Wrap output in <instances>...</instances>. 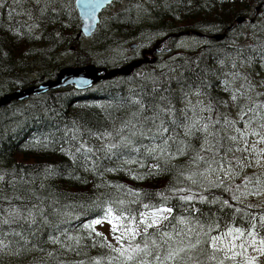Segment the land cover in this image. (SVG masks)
<instances>
[{"label":"trees","instance_id":"obj_1","mask_svg":"<svg viewBox=\"0 0 264 264\" xmlns=\"http://www.w3.org/2000/svg\"><path fill=\"white\" fill-rule=\"evenodd\" d=\"M261 1L263 0H163L161 13L155 16L156 13L151 11L147 17L136 21L121 14L122 9L131 4V0H123L122 5H116V12L110 14L109 24L106 27L101 25L95 36L98 38L96 50L105 52L115 44L137 37L138 33H141V28L148 29V32L152 30L165 32L166 28L159 25L173 29L199 27L210 20L229 23L238 14L248 12L250 2ZM221 2L225 4L223 10L228 11L222 15H226L227 18L218 12V5H213ZM0 4L3 5L0 7V79L7 80L8 87L14 90L32 82L37 83L43 77L53 76L56 73V58L70 51L71 46L76 44L74 36L79 28L80 19L74 0H40L39 4L36 0H0ZM41 9H45L43 14ZM214 9L216 11L213 14ZM55 49H60V55H55ZM188 56L194 55L188 53ZM74 61L76 65H83L85 61L101 64L94 59L92 53L82 49H79ZM180 64L185 65L181 62ZM174 65L177 67L176 70L183 68L178 64ZM174 70L172 65L171 74H164L161 71V76L155 78L151 86L140 80L137 81L138 85L131 87L116 82L99 84L97 89L100 91L99 88L104 86L107 95L96 101L80 100L73 103L75 95L70 98L69 90L64 89L31 97L26 102L7 108L5 114L7 118H4L5 115L0 111V176L4 178L0 180L2 195L0 219L13 208L25 206L31 208L33 204H37L45 209L51 225H59L58 229L49 225L43 226L38 232L39 240L32 238L37 247L30 252L22 251L19 255H13L8 250L0 252V264H79L80 261L91 264V258L106 256L109 250L100 246L101 237L92 235L89 238L88 233L82 230L83 225L90 222L87 221L88 218L93 220L101 214L102 209L96 205L104 200L122 199L125 201L123 207L138 217V213L144 211L142 204H160L163 202L162 195H167L171 198L166 206L174 209L173 217L186 213L194 215V218L198 217L203 223L216 220L220 225L226 222L224 226H227L234 222L237 212L231 209L228 211V207H222L220 203L209 207L197 199L192 207L200 209V212H190L188 204L179 200L177 194L167 191L170 186H189L188 181L179 177V172L188 167L191 151L188 155L178 156L166 166L160 161L162 171L158 175H146L157 161L150 157L145 159L141 155L138 159L144 162V167H140L139 163L125 164L127 153L119 157L106 155L98 151L104 141L89 136V130L92 132L107 130L115 134V130L121 127L122 122L130 119L132 113L139 110V105L134 101L142 100L146 106L164 105L167 101L160 99L164 96L177 109H183L180 100L182 95H179L178 90L180 86L201 87L210 95L214 94L210 91L216 87L215 83L219 78L222 81L220 85L232 86L226 77L225 67L212 68L208 73L200 74L202 69L196 66L190 74L181 73V76L189 77L188 79L174 76ZM30 74L37 76V79L32 80ZM59 92H66L65 97L57 96ZM89 97L92 98V95ZM216 97L219 95L216 94ZM145 114L152 113L147 111ZM215 119L218 118L213 120ZM5 122L9 125L3 128ZM177 131L183 138V130ZM65 133H69L66 139ZM74 134L76 139H73ZM82 142H86V146H91L97 151L85 158L82 153L76 152V148ZM144 142L149 143L147 140ZM190 142L193 147L199 149L200 134L197 133L195 137L190 138ZM49 163L63 167L44 171V166ZM137 175H141L142 178L135 179ZM15 178L18 181L14 186L8 184ZM128 189L139 194L140 203H130L136 197L127 193ZM199 192L201 190H196V193ZM205 193L204 191L203 195ZM215 197L218 195L215 194ZM208 199H214V195ZM243 221L247 222V219ZM24 227L27 228L28 225ZM170 227L167 221L161 229ZM12 229L21 230L18 225H12L11 228L3 226L5 234ZM61 230L68 235L84 237L81 247L67 250L59 244L50 243L49 235L60 236ZM102 235L105 237V234ZM7 238L13 241L16 239L12 236ZM94 241L97 242L95 247L92 246ZM106 242L119 246L107 238ZM39 248H43L44 251L38 250ZM49 252L53 255L49 256Z\"/></svg>","mask_w":264,"mask_h":264},{"label":"snow or ice","instance_id":"obj_2","mask_svg":"<svg viewBox=\"0 0 264 264\" xmlns=\"http://www.w3.org/2000/svg\"><path fill=\"white\" fill-rule=\"evenodd\" d=\"M36 3L39 4L40 0H36ZM2 6L0 4V7ZM44 10L41 9V14ZM244 79L247 80V77ZM194 94L201 95L199 91ZM183 95L186 100V106L183 109H177L164 96L160 97L161 101H167L164 105L146 106L142 100L134 101L139 105V110L132 113L130 119L122 122L121 127L115 130V134L107 130L102 132L89 130V136H95L104 141L98 151L106 155L119 157L127 153L128 158L124 160L125 164L139 163L140 167H144V162L138 159L141 155L145 159L150 157L157 161L146 175H158L162 171L160 161H163L166 166L173 159L188 155L191 151L188 167L179 172V177L188 181L189 186H170L167 191L177 194L179 200L188 204L190 212H200V209L192 207L197 199L201 203H220L222 207L233 208L227 200H208L203 192L222 187L237 203L249 193L248 184L252 182V178L245 180L243 185L245 192H240V185L235 188L229 187L223 177L231 179L239 174L234 170L235 167L242 169L244 166L240 158H236L234 166L232 160L228 159L230 155L236 152L247 153L250 148L251 152L258 157L264 153V150H257L256 147V143H264V115H258L264 112V105H245L241 108L240 118L245 125L241 130L236 127L237 121L225 119L221 123L220 119L213 120L211 115H201V113L213 111L211 104L205 105L203 101L193 104L188 93ZM240 95L244 94L240 93ZM232 100H237L236 94L232 95ZM147 111H151L152 114L146 115ZM253 124H256V127H252ZM178 129L183 130V138ZM197 133L201 138L199 149L193 147L190 142V138L195 137ZM250 136L258 138L257 142L251 146L248 139ZM76 138L74 134L73 139ZM145 140L149 143H145ZM94 151L97 149L86 146V142H82L76 148V152L82 153L85 158ZM256 162L259 164L260 160L257 159ZM107 171H113V169H107ZM134 178L141 179L142 176L137 175ZM3 179L0 176V180ZM255 179L256 187L251 191L260 194L264 191V187H261L259 177ZM194 188L201 189V192H194ZM126 192L136 197L130 203L141 202L138 193L130 189ZM238 192L239 195H237ZM170 198V196L162 195L163 202L160 204H142L144 211L138 213V219L130 210L123 207L125 201L122 199L98 202L96 206L102 209L101 214L84 224L83 228L88 232L89 238L92 235L101 237L100 246L109 251L106 256L91 258V264H256L257 257L248 255V249L264 254V235H261L264 232V213L259 215L245 213L243 209L235 208L236 212L247 217L248 227H227L226 231H220L216 220L203 223L198 217L194 218L192 215L173 217L174 209L166 206ZM16 199L21 198L16 197ZM113 205L121 207H113ZM121 220H126L127 223H119ZM172 220L176 221L174 225ZM164 221H169L170 230L160 228V224ZM105 222L112 226L118 247L107 243L106 237L95 230L96 225ZM12 225H18L21 230L12 229L5 234L3 226L11 228ZM25 225L28 227L25 228ZM45 225L59 228L58 224L51 225L45 209L40 205L33 204L31 208L25 206L9 210L4 218L0 219V252L8 250L13 255H19L22 251L30 252L36 249L37 246L32 238L39 240L38 232ZM150 229L153 231H149ZM214 232L218 234L214 235ZM8 236L16 239L8 240ZM61 237L65 239L62 240ZM83 239L84 237L79 235H68L63 230L60 231V236L49 235L48 237L50 243L59 244L67 250L79 249ZM92 246H97V242L94 241ZM38 250L44 251L43 248ZM48 255L52 256L53 253L49 252ZM79 264H85V262L80 261Z\"/></svg>","mask_w":264,"mask_h":264},{"label":"rangeland","instance_id":"obj_3","mask_svg":"<svg viewBox=\"0 0 264 264\" xmlns=\"http://www.w3.org/2000/svg\"><path fill=\"white\" fill-rule=\"evenodd\" d=\"M162 2H163V0H131V4L128 5L127 7L123 8L121 14H125L126 18L131 17V20H136V21H137V19H144L145 16L147 17L148 13L151 14V11L156 13L155 16H157L159 13H161L160 9L162 8V5H163ZM249 4L252 5L253 9L255 8V10H256V7L257 8L260 7V5L262 3L254 4V3L250 2ZM111 8H112V6L109 9H111ZM215 11H216V9L213 10V14ZM247 18L250 20L252 17L249 16ZM156 19H159V18H156ZM162 19L167 20L166 18H162ZM110 21H111L110 20V12L108 10H106L103 14V18L101 19L102 27H106V25H108ZM247 22H249V21H247ZM261 23H262V27L260 30L264 34V19H262ZM159 26H161V28H166V31L163 32L162 30H159V31L152 30L151 32H148L147 31L148 29L144 30L143 28H141L140 29L141 33H138V36H139L138 38L132 37V38L124 41V43L121 42L119 44L113 45L108 51L101 52V51L96 50V48L98 47V42H97L98 38H95V37L94 38H88V36L85 35V33L82 31V25L79 24L78 25L79 28L76 30V33L74 36L76 44L71 46L70 51L66 52L62 56H58V55H60V49L54 50V52H56L55 55L58 56L56 58L57 61L55 62L56 73L53 76L43 77L37 83L36 82H33V83L43 84L44 82H47L49 80L57 79V75L61 71V69H65L68 67H70V68L74 67L75 68V65L77 63H73V62H76V61H74V58H75L76 54H79V49L85 50V51L89 52L90 54L92 53L94 55V59L98 63H101L100 66H102V64H104L106 66H110L107 70H105L106 73L121 69L120 67L125 66V65H127L133 61L142 60V63L140 64V66L135 68L131 72L130 75H125V76L130 77L131 80L134 78V80H133L134 83H131V86L138 85L137 84L138 80L145 81L147 85H150V86H151V84L153 85L155 78H157L158 76H161V71H163L164 74L165 73L171 74L170 70L167 69L169 67V63L171 65H173L175 68V70H174L175 74H173L174 76H176L180 79H188L189 77L181 76V73L182 72L188 73L187 71H185L186 68L192 69L195 67V65H189L188 63H185V65L183 66V68L181 70H176L177 67H175V65H174V64H176V62L174 60L176 59L177 54L179 52L190 48L192 45L198 46L199 44H201L202 43L201 39H203V38L199 39L197 37L180 36V39H181L180 43L182 42L185 45L184 46H182L181 44L174 45V41L177 39V35L180 33V32H178L179 28L169 30V29H167V27H165L163 25H159ZM186 30H189V29L186 28L185 31ZM161 32H163V33H161ZM145 37L147 38L148 46L152 45L153 43H156V42H161L163 44H166L167 41H170L166 45L172 47V50L174 48V51L171 50L170 52L160 53V50L162 49L164 51L165 48H164V46L158 47L157 52L159 53L160 61L154 63L153 65H150V67H146L147 64H149L147 56L133 58V57L139 56V54L141 52L140 49L136 48V49H134L133 53H129L130 47H133L134 43H138L140 41V39H145ZM76 45H77V47H79V49L76 47ZM195 50H198V47H196ZM126 54L131 55V57L126 56ZM125 60H128V61H125ZM86 63H88V65L86 67L92 66L95 68H99V67H97V65L95 63H92L89 61H85L84 65H82V64H78V65H82L81 68H84ZM156 68H160L161 71L157 72ZM99 69H105V68H99ZM176 71H179V73L177 74ZM257 73L261 74L260 72H257ZM120 76H123V74L118 73L116 76H114L115 81ZM135 76H136V78H135ZM30 78L32 80H35V79H37V76H33L32 74H30ZM135 79H137L136 82H135ZM120 83H124V81H121ZM36 84H29V85L32 86V85H36ZM7 88H8L7 80H4V78H2V80L0 79V95H2ZM178 90H179V95H182L180 100H181V104H182L183 108H185V106H186V100H185L184 95H183L184 93L189 94V98L191 99L193 104H196L197 103L196 100H198V101H203V103L205 105H208V102L210 101L207 98V96H205V95H199V96L195 95L192 92L194 90L193 86H191L189 88H183L182 86H180L178 88ZM53 91H57V89L50 88L48 90V92H53ZM63 92H59L57 94V96L62 95L65 97L66 92L65 93H63ZM239 92L243 93L244 94L243 96L253 97V99L250 102H247L250 106H254V104L264 105L261 102L255 100V95L248 94L245 91H239ZM68 94H69L70 98H73L74 95L75 96L78 95L77 92H74L71 90L68 91ZM106 95H107V92H103V93L99 94L96 97V99H102V97H106ZM218 95H219V97H216V98H222L221 93H218ZM191 97L196 99V100H193ZM54 99H57V97H54ZM219 105L220 106L212 107L213 110L225 111V107L223 106V104H219ZM14 109L15 108H13V110ZM6 110H7V108L5 106L1 107V112L3 115L6 114ZM16 111H18V110H16ZM240 112H241V109L234 108L233 109L234 117L233 116H227L225 119H227L229 121H237L236 127L243 130L245 125L240 118ZM189 115H191V113H189ZM201 115H203V116L211 115L212 119H214V118L219 119V117H217V114L214 111H212L211 113H208V112L201 113ZM249 115H252V114L249 113ZM258 115H260V113H258ZM4 118H7V116L5 115ZM225 119H221V123H223ZM241 121H242V124H240ZM258 122L259 121H257V123ZM8 125H9V123L5 122L3 125V128L5 126H8ZM252 127H256V124H253ZM217 128H219V125H217ZM68 135H69V133H65L64 138L65 139L68 138ZM248 139H249V145L250 146H251V144L256 143L258 140V138L255 136H250ZM256 147H257V150H264V143H256ZM236 158H240L244 166L242 167V169L240 167H235L234 170L236 172H238L239 174L232 177L231 179H229L228 177H223L225 183L229 187H233V188H235V186H237V185H240L241 186L240 192H245V188L243 186L244 182L246 179L252 178V182L248 184L249 193L245 194L242 197L241 202H239V203L241 205L250 207L251 211L257 212L258 215L261 213H264V191H261L260 194H256L255 192L251 191L252 189H254L256 187V179L255 178H257V177H259V179L261 181V187H264V153H262L258 157L255 153L251 152V148H250L249 152H247V153L236 152V153H234L228 157L229 160H232L234 166H235ZM257 159L260 160L259 164L256 162ZM60 167H63V166H59V164L55 165L53 163H49L48 165L44 166L43 170L44 171L47 170V172H48V171H51L55 168L60 169ZM15 179H13V180L11 179V181L8 184L14 186L15 183L18 181L17 179L16 180ZM213 179H215V177H213ZM197 189H199V188H197ZM219 189H223V188L221 187ZM199 190H201V189H199ZM210 190L215 191L216 188H211ZM210 190L205 191L206 193L204 196H206ZM239 194L240 193L238 192L237 195H239ZM225 195H227V197H229V199H231V194L228 191H225ZM0 196H2V195L0 194ZM225 212H227V211H225ZM180 216H189V215L184 213V215H180ZM192 216L195 217L194 215H192ZM177 217H179V216H177ZM240 218L244 219L245 217L241 216ZM119 223L123 224V223H127V221L122 220ZM161 227H162V225L160 224V228ZM82 230H84V229H82ZM95 230L97 232L104 233L107 236V238H109V239L110 238L115 239L113 232H112V226L107 222L102 223L101 225H96ZM84 231H86V230H84ZM141 231H142V228H141ZM261 235H264V234H261ZM248 255L253 256V257H257L256 264H264V254H261L259 252L252 250L251 248H249L248 249ZM258 256H260V257H258ZM71 264H73V263H71Z\"/></svg>","mask_w":264,"mask_h":264},{"label":"flooded vegetation","instance_id":"obj_4","mask_svg":"<svg viewBox=\"0 0 264 264\" xmlns=\"http://www.w3.org/2000/svg\"><path fill=\"white\" fill-rule=\"evenodd\" d=\"M260 3L262 4L260 7H256V10L255 8L252 9L251 5H248L250 10L248 12L238 14V16L235 18L238 20L243 15L247 17L251 16L252 18L249 20V22L243 19L240 23H237V20L234 19L233 21L224 24L222 22L210 20L203 26H189L179 28L178 30V32L182 34L181 36L197 37L199 39H203H201L202 43L197 46L198 50H194L192 52L194 56L189 57L187 50L179 52L176 59L174 60L176 64L182 67L184 65L180 64V62L184 64L188 63L189 65H195L194 68L198 66L202 69L199 72L200 74L204 72L208 73L212 68L223 69L224 67L229 70H233L237 74L232 86L220 85L222 84V81L221 78H219L215 83V85L218 87L213 88L210 91L213 92L217 90L219 93H221L222 99L226 103V105H224L222 102L220 103L225 107V111L213 110L220 120L225 119L227 116L234 117L233 109H241L243 106V99L245 96H241V92L235 88L234 85L236 83H250L251 80L264 81V34L260 30L262 27V19H264V0ZM213 5L219 6L218 12L221 15L228 12L223 10V5L225 4L222 2L217 4L215 3ZM222 16L227 18L226 15ZM186 28L189 30L185 31ZM171 29L172 28L169 30ZM224 32L225 37L223 40L215 39L214 36L216 34ZM145 43L146 47L140 48L141 52L139 56L133 58L147 56L149 64H147L146 67H150V65L160 61V56L157 52L158 47L164 46L165 48L164 51L161 49L160 53L170 52L172 50V47L166 45L168 42L166 44L160 43L158 45L156 42L149 46L147 42ZM172 51H174V48ZM194 68H186V71L188 74H190L191 70ZM257 72H260L261 74H258ZM191 77L193 78V76ZM245 77H247V80L244 79ZM246 88L249 89V87ZM253 93L254 91L251 89L250 94ZM233 94L237 95L236 101L232 100ZM192 99L196 100L194 98ZM213 102L209 101L208 104H211L212 107H215L217 100L215 99ZM228 102H231V104L229 105Z\"/></svg>","mask_w":264,"mask_h":264},{"label":"bare ground","instance_id":"obj_5","mask_svg":"<svg viewBox=\"0 0 264 264\" xmlns=\"http://www.w3.org/2000/svg\"><path fill=\"white\" fill-rule=\"evenodd\" d=\"M157 31H159V30H157ZM161 33H163V32H161ZM181 35H182L181 33H179L177 35V39L174 41V45H176V44H181L182 46L185 45L182 42L180 43V40H181L180 39V36ZM144 40L143 39H140V41L137 43L138 44L137 46L130 47L129 53H133L134 52V49H136V48L137 49L145 48L146 47V43L145 42H147V39L145 38ZM167 42H170V41H167ZM196 47L197 46L192 45L190 48L186 49L187 50V53H192L195 50ZM126 56L131 57V55H129V54H126ZM125 61H128V60H125ZM102 66H105V65L102 64ZM171 66L172 65L169 63V67L167 69L170 70ZM156 71L157 72H160L161 70H160V68H156ZM225 72H226L227 79L230 81L231 84H233L234 79L237 77V74L233 70H229L227 68H226V71ZM107 74L108 73H106V71L104 70L99 75V80L98 81L99 82H102V85L109 84L110 82L111 83H113V82L120 83L121 81H124V83H121V84L126 85V86H131V83H134V81H133L134 78L131 80L130 77L123 75V76H120L115 81L114 76H112V77L111 76H107ZM233 74H236V75H233ZM228 77H230L232 79H229ZM234 86L237 87V88H239V89H243V90H238V91H245L248 94H250L251 91H249V89H247L246 87L251 88L252 91H254V93L251 94V95H255V100H257V101L261 102L262 104H264V81L251 80L250 83H245V82H243V83H236ZM216 87H218V86H216ZM216 87H213V88H216ZM64 89L71 90V91H74V92H77L78 93V95L75 96L76 98L73 101L74 103L77 102V101H80V100H89V101L99 100V99H96V97L99 94H101V93H103L105 91L104 90V86H101V88H99L100 91L98 89H90V90H87V91H77V90H73V89H69V88H60L59 90H64ZM193 89H194L192 91L193 93L199 91L201 93V95L207 96V98L211 102H213L216 99L217 100V103H215V106H220L219 104L221 102L224 103V105H226V103L223 101L222 98H216V94L219 93L217 90L213 91L214 92L213 95H210L209 93H207V92L204 91V88L193 86ZM11 95H13L14 97H16V94L14 93V90H11L9 87L5 90V92L2 95H0V111H1V107H4V106L6 108L13 107L19 101H21V100H18V99H15L14 98L13 100H10L8 103H6V101H7L6 97L11 96ZM90 95H92V98L89 97ZM30 98L31 97L29 96V97H26L24 99H30ZM252 99H253V97L245 96V98L243 99V101H244L243 102V106L249 105L247 102H250ZM228 104L230 105L231 102H228ZM260 115H264V112H260ZM240 124H242V121L240 122ZM196 190H198V189L197 188H194L193 191L196 192ZM209 192L210 193H213V194H210ZM209 192L207 193V195L205 197L209 198L211 195H214V199H218L219 201H225V200L229 201V204H232L233 205V208H229L228 207V209H227L228 211H230V209L232 211H235V208L240 207L241 209H243V212H245V213L251 212V213H254V214H257L258 215L257 212L251 211L250 207L241 205L240 203H237L236 201H233L232 199H229V197H227V195H225V191L223 189L216 188L215 191L210 190ZM215 194H217L218 197H215ZM206 204L209 205V207L215 205V203L214 204L213 203H206ZM237 214L238 215H236L234 222H232L231 224H229L227 226H224V224L226 222L224 224H221V225L219 224V230L220 231H226L227 230V227H244V228H247L248 227L247 222L246 221H243L244 219H247V217L244 216L240 212H237ZM241 216H244L245 218L244 219H241L240 218ZM137 219H138V217H137ZM87 221H91V218H88ZM166 222L167 221H164L161 225H164ZM175 223H176V221L175 220H172V225H174ZM170 229H171V227L170 228H166V230H170ZM102 234H104V233H102ZM213 234L215 235V234H218V233L217 232H214ZM261 234H264V232H262ZM105 237L107 238L106 235H105ZM107 240L110 241L113 244H118V242H117L116 239H112V238L109 239V238H107Z\"/></svg>","mask_w":264,"mask_h":264},{"label":"water","instance_id":"obj_6","mask_svg":"<svg viewBox=\"0 0 264 264\" xmlns=\"http://www.w3.org/2000/svg\"><path fill=\"white\" fill-rule=\"evenodd\" d=\"M113 0H75V6L77 8L78 14L82 19V31L87 36H91L96 29L99 22L100 12ZM245 18V17H243ZM243 19L240 18L238 22L240 23ZM225 33L220 34L224 36ZM219 37V36H218ZM142 60L133 61L125 66L120 67L121 69L111 71L107 76H116L118 73L123 75H130L131 72L140 66ZM106 69H99L92 66L88 67H76V68H65L57 75V79L49 80L41 85H32L25 88H17L14 90L16 97L13 95L6 97L8 103L10 100L18 99L23 100L32 94H40L42 92L48 91L50 88H59L68 84H72L78 88L90 86L92 83L99 80L100 73Z\"/></svg>","mask_w":264,"mask_h":264}]
</instances>
